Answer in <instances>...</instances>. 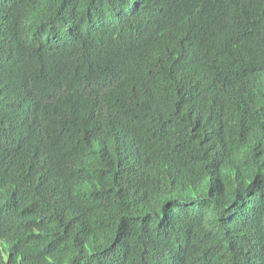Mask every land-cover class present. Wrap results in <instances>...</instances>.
I'll return each instance as SVG.
<instances>
[{"label":"trees","instance_id":"trees-1","mask_svg":"<svg viewBox=\"0 0 264 264\" xmlns=\"http://www.w3.org/2000/svg\"><path fill=\"white\" fill-rule=\"evenodd\" d=\"M0 264H264V0H0Z\"/></svg>","mask_w":264,"mask_h":264}]
</instances>
